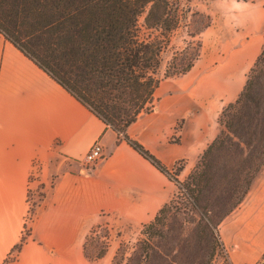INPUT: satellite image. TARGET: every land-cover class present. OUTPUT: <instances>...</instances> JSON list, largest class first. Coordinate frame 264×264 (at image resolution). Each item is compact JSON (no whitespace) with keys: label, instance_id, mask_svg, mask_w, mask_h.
<instances>
[{"label":"crops","instance_id":"crops-1","mask_svg":"<svg viewBox=\"0 0 264 264\" xmlns=\"http://www.w3.org/2000/svg\"><path fill=\"white\" fill-rule=\"evenodd\" d=\"M238 8L244 13L231 26L235 34L222 41L221 54L195 61L190 72L197 61L200 72L188 90L179 88L188 78L172 83L176 92L163 89L162 80L154 111L128 129L169 170L177 161L185 162L184 171L195 165L216 133L224 104L238 95L261 52L264 7ZM97 140L103 156L84 169L82 161ZM176 187L0 32V264H101L83 248L101 213L131 224L149 222ZM38 189L43 195L31 209L29 194ZM247 200L220 224L219 236L234 264L237 256L246 260L241 264H264V167ZM13 252L17 258L10 262Z\"/></svg>","mask_w":264,"mask_h":264},{"label":"trees","instance_id":"trees-1","mask_svg":"<svg viewBox=\"0 0 264 264\" xmlns=\"http://www.w3.org/2000/svg\"><path fill=\"white\" fill-rule=\"evenodd\" d=\"M178 7L175 0H0V32L174 181L157 157L129 137L128 129L153 111L161 81L188 72L199 57L187 61L174 55L163 66L164 41L143 33L142 17L146 29L162 30L168 39L179 23ZM219 123L221 133L205 147L184 182H175L184 209L176 205L175 193L144 224L139 249L128 258L121 245L111 264H149L159 253L156 240L172 237L170 219L176 212L182 216L181 230L187 220L194 224L198 240L205 241L203 256L192 264H211L225 251L219 226L244 201L254 170L264 165V49ZM38 190V195L29 194L30 200H40L43 193ZM92 232L85 238L84 254L97 260L104 252H91ZM188 243L189 237L182 235L174 251L164 249L171 258L166 264H185L182 254Z\"/></svg>","mask_w":264,"mask_h":264},{"label":"rangeland","instance_id":"rangeland-1","mask_svg":"<svg viewBox=\"0 0 264 264\" xmlns=\"http://www.w3.org/2000/svg\"><path fill=\"white\" fill-rule=\"evenodd\" d=\"M175 1L179 2V7H178L179 23L177 27L169 34L168 39L165 38L162 30L146 29L143 24L144 22L143 17L140 20L143 33L145 34L153 33V35L157 36L158 39H162V41H164L162 46L163 51L161 53L163 58V66L164 65L166 66L168 61H170L174 55H182L180 56V60L184 58L187 61H189L191 56L194 55H200L199 58H197L198 60L201 59L202 57H204V59L210 57L216 58L218 55L221 54L222 49H224L223 46L221 45L222 41H224L229 36H231L232 33L235 34L234 31H231L232 30L231 26H234L235 23L234 28H236L238 24L237 22L240 21L238 17L244 13L243 11L244 9L238 8V4L261 3L262 6L264 7V0H248V1L175 0ZM217 23L219 24L217 25ZM218 26L220 27L218 28ZM263 49H264V44L260 54L262 53ZM197 65H198L197 68L192 70V72H190L191 70H189L184 74L171 76L163 79L164 82L163 89L165 90L171 89V92H176V88L175 86H172V83H175L176 79L177 80L183 79L184 81L188 78V80L184 85L179 84L180 89L188 90V86L190 87V85L195 81L196 76L200 72L199 61H197ZM249 71L247 72V75ZM247 75H246V79H247ZM244 85L245 83L243 84L241 90L243 89ZM241 90L237 93L238 95L236 97H233L231 101L225 103L222 109H224L225 106L230 102H234L238 98ZM154 104L156 106L157 104L156 100H154ZM221 114L222 112H220L216 122V133L214 134L212 139H210L208 144L221 133V130L223 128V125L219 123V117L221 116ZM181 124H182V119L178 120L177 127H179ZM178 162L179 164H177L176 167L174 166L173 169L170 171L171 174L174 176L175 179L174 182L183 183L189 172L196 165V163L189 170L184 171L185 162L177 161L176 163ZM263 167L264 165L259 166L257 171L254 170L252 176L253 182L251 184L249 193L247 194L246 198L241 203V205L235 210L236 212L239 211V209H241L243 203H244L243 206L247 203L248 196L255 188L257 181L259 179V174L262 171ZM83 168L85 169L84 165ZM175 193H176L175 197L179 195L178 196L179 198H176L177 199L176 205H178L180 208H183V204H182L183 200L181 199V195L180 192H178L177 187ZM33 194L38 195L37 192H33ZM35 198L37 199V197ZM36 202L37 201L31 202V209H33V206L35 208ZM33 214L34 212H31L29 210V214L27 215L29 221L33 220ZM100 216L102 220L100 219L99 222H97V224L91 228V230H93L92 232L93 238L91 239L92 246L90 250L91 252H93V255L99 253L100 251L104 252L103 257L97 259L99 261L102 259L101 264H111L114 255L117 253L121 245L125 249L124 250V252L126 253L125 257L128 258L134 251L139 249L138 242L139 240L144 238V234H143L144 226H146L148 222L145 223L143 222L140 224H135V223L131 224L130 222L121 220V218H119L118 215L109 211H103ZM181 218L182 216L180 212H176L172 214L170 219V226H169V229L170 230L172 229L171 230L172 237L169 240H165L166 238H160L156 240L155 242L156 246L160 245V248H158L159 253H155V255H152L148 259L149 264H166V260L170 261L171 258L165 255L166 251L164 249H167V251H172V250L174 251V249H176L175 241L178 238V236L182 237V235H184L185 237L187 236L189 237V243L185 249L187 252L185 254H182L183 256L182 262L185 264H192L193 260H197L198 258H201L203 256L206 247L205 241L201 242L198 240L195 233L196 231L194 229V224L187 222V220H185L184 227L181 230V227L179 225ZM27 232H29L28 229H26V233ZM262 236L264 237V233L262 234ZM261 244L264 245V242ZM243 245L244 247H246L245 244ZM250 254L251 255L254 254L256 256L258 252H254V253L251 252ZM240 255L245 257L244 253H240ZM16 256H17V252L15 253L13 252L12 256L10 257L11 260L10 262L15 260L17 258ZM226 260H231L232 264H234L232 258H230L228 252L225 250L223 253L217 254L216 257H214V259L211 261V264H225ZM244 261L246 260L240 259V257L238 256L236 257V262H238V264H241ZM261 262L264 263V253L262 255Z\"/></svg>","mask_w":264,"mask_h":264},{"label":"built area","instance_id":"built-area-1","mask_svg":"<svg viewBox=\"0 0 264 264\" xmlns=\"http://www.w3.org/2000/svg\"><path fill=\"white\" fill-rule=\"evenodd\" d=\"M103 147L101 143L97 140L93 143L87 154L83 159L84 167H90L96 165V163L102 158Z\"/></svg>","mask_w":264,"mask_h":264}]
</instances>
